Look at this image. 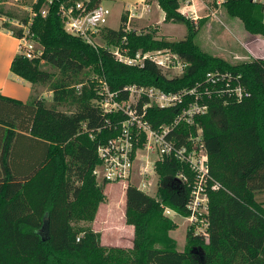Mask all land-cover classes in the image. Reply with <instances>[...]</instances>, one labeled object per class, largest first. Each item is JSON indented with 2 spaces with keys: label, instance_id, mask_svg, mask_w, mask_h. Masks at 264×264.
Returning a JSON list of instances; mask_svg holds the SVG:
<instances>
[{
  "label": "trees",
  "instance_id": "obj_1",
  "mask_svg": "<svg viewBox=\"0 0 264 264\" xmlns=\"http://www.w3.org/2000/svg\"><path fill=\"white\" fill-rule=\"evenodd\" d=\"M153 1L164 22L185 26L182 40L159 39L155 30L125 32L126 15H121L118 30L105 29L103 38L107 45H116L125 37L130 55L170 50L187 63L178 77L166 78L151 63L130 67L105 49L94 50L64 31L55 8L41 17L42 0L32 7L37 15L29 24L28 14L19 18L0 6V17L27 25L42 49L32 60L17 54L11 73L33 86L49 84L52 93L50 102L35 92L25 103L0 95V264H264V205L255 199L264 191V59L232 63L203 52L194 42L195 24L179 11V0ZM222 6L248 33L264 36V4L226 0ZM1 28L15 36L23 31L9 22ZM44 65L54 71L44 70ZM85 71L103 77L114 92L137 85L175 93L192 87L207 72L240 75L250 97L228 105L212 100L207 114L198 119L210 174L223 188L209 191L206 238L188 228L184 250L179 251L168 235L176 226L163 209L183 218L190 212V187L177 175L192 178L187 165L172 158L155 163L157 198L132 185L124 188L125 220L134 227L131 249L104 247L99 233L71 224L77 210L87 213L79 206L99 189L92 174L98 164L96 147L117 136L121 119L105 116L95 105L99 96L93 76L88 88L76 90ZM65 106L74 111L59 109ZM176 112L150 108L147 116L156 127L170 122ZM106 119L110 126H104ZM179 132L176 139L182 143L188 129Z\"/></svg>",
  "mask_w": 264,
  "mask_h": 264
},
{
  "label": "built area",
  "instance_id": "obj_2",
  "mask_svg": "<svg viewBox=\"0 0 264 264\" xmlns=\"http://www.w3.org/2000/svg\"><path fill=\"white\" fill-rule=\"evenodd\" d=\"M14 1L18 3L21 0ZM38 1L32 0L28 9V24L37 15L32 7ZM105 1L107 0H42L39 14L45 18L49 11L55 8L67 34L81 39L94 50L100 48L107 50L115 61L121 64L142 68L147 63H151L169 79L178 77L184 72L187 63L168 49L137 51L130 55L125 47V37L116 45H107L102 34L105 29H109L107 21L110 12L103 5ZM225 1L212 0V3L220 7ZM5 2L9 1L5 0ZM251 2L258 5L264 4V0H251ZM133 10H128L125 32L132 31L130 24L135 17ZM192 12L195 15L189 14L191 20L199 19L197 13ZM182 14L187 15L186 12ZM2 21L23 30L21 36H15L12 31H8L18 42V54L28 60L42 54L41 47L32 39L27 25H21L17 21L6 18ZM250 57L256 58L253 53ZM262 57L264 59V51ZM92 82L95 83V91L99 96L95 105L102 114L121 117L116 123L119 129L117 136L96 147L98 164L92 172L96 181L124 185L132 179L136 162L143 160L146 164L142 165V167L145 166L143 173H149L146 170L148 166L154 170L155 163L165 158H172L186 164L192 178L189 179L183 173H179L177 178L190 187L189 215L183 218L167 207L163 209L164 214L183 218L187 229L192 228L194 234L206 238L209 226V191H219L223 188L210 174L209 158L204 148L202 129L198 119L207 114L212 100L228 105L231 102H243L250 97L240 75L220 71L207 72L192 87L175 93L164 92L156 87L137 85H128L114 92L101 76H93ZM80 87L81 85L77 88ZM121 93H126V97L120 98ZM150 108H174L177 112L170 122L153 127L147 116ZM110 125V121L106 119L104 126ZM183 127L188 129V135L184 142L179 143L176 137L182 135L179 131ZM89 136L93 138L92 133ZM152 156L156 158L151 162Z\"/></svg>",
  "mask_w": 264,
  "mask_h": 264
},
{
  "label": "rangeland",
  "instance_id": "obj_3",
  "mask_svg": "<svg viewBox=\"0 0 264 264\" xmlns=\"http://www.w3.org/2000/svg\"><path fill=\"white\" fill-rule=\"evenodd\" d=\"M8 1L2 5L4 10L12 12L19 18L28 14V9L32 3V0H21L18 3L14 0ZM134 1L136 0H107L103 2V5L110 12L107 21L109 29L118 30L121 15L127 17L128 10L135 9L133 10L135 17L130 24L132 31L145 33L155 30L157 38L168 41H179L184 38L186 28L183 24H172L164 21L158 23L163 17V12L153 0L135 2V4ZM179 4V11L181 13L186 12L187 15L184 16L190 20L189 14L195 15L192 11L197 13L199 19L196 21L192 19L196 27L194 42L203 52L232 63L248 61L252 59L250 57L252 53L256 58H263L261 53L264 51V47H262L264 36L248 33L244 29L242 21L237 17L230 16L222 5L217 7L212 3V0H179ZM3 18L5 17H0V27L4 22L2 21ZM43 69L54 71L47 65H44ZM92 76L93 74L89 71L82 73L80 77L82 83L79 85L83 86L82 88H88L87 81ZM79 85L76 86L78 92L82 90L81 87L77 88ZM33 87L37 95L41 93L45 99L50 100L52 93L49 91V84H36ZM59 109L67 113L74 111L69 106ZM155 158L156 156H152L151 162ZM143 164L144 160L136 162L132 179L124 185L96 182L95 186L99 188L98 191L87 197L79 206L80 209L86 208L87 213L77 210L73 216L76 221H72L71 224L80 228L89 227L93 232L99 233L100 243L104 247L131 249L134 227L127 224L125 220L124 188L132 185L151 197L157 196L156 189L159 176L155 168L151 170L150 166L148 169L146 167L149 173H143L145 168V166L142 167ZM255 199L264 205V191L257 192ZM163 216L171 220L172 224L176 226L174 230L168 232V235L176 242L177 249L183 251L185 235L188 230L186 221L177 216H166L164 211ZM85 217L91 220L83 219Z\"/></svg>",
  "mask_w": 264,
  "mask_h": 264
},
{
  "label": "crops",
  "instance_id": "obj_4",
  "mask_svg": "<svg viewBox=\"0 0 264 264\" xmlns=\"http://www.w3.org/2000/svg\"><path fill=\"white\" fill-rule=\"evenodd\" d=\"M143 1L145 0H136L134 1V4L135 2L141 3ZM4 3L7 2L5 1L3 2V0H0V6L3 5ZM156 6H158L157 3ZM163 20H164V13H163V17L158 23H162ZM17 54H18V42L16 38L11 36L8 33V31L0 27V95L25 103L35 93L34 92L35 88L29 82L11 73L10 71L11 62ZM39 94L45 99V97L41 93ZM51 96H50V100H51ZM50 100L45 99L46 102H50Z\"/></svg>",
  "mask_w": 264,
  "mask_h": 264
},
{
  "label": "water",
  "instance_id": "obj_5",
  "mask_svg": "<svg viewBox=\"0 0 264 264\" xmlns=\"http://www.w3.org/2000/svg\"><path fill=\"white\" fill-rule=\"evenodd\" d=\"M261 56H263V53H261Z\"/></svg>",
  "mask_w": 264,
  "mask_h": 264
}]
</instances>
